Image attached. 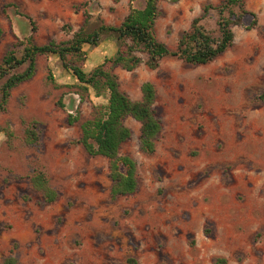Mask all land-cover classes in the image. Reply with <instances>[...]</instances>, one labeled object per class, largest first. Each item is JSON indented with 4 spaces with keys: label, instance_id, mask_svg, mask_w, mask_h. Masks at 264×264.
Masks as SVG:
<instances>
[{
    "label": "rangeland",
    "instance_id": "1",
    "mask_svg": "<svg viewBox=\"0 0 264 264\" xmlns=\"http://www.w3.org/2000/svg\"><path fill=\"white\" fill-rule=\"evenodd\" d=\"M223 1L158 0L156 38L175 49L202 8ZM145 5L0 0V67L9 52L20 58L25 47L68 42L83 26H119L130 7ZM245 7L258 25L234 27L233 45L206 65L167 57L151 70L142 52L132 71L106 65L131 100L142 99L146 82L156 89L154 153L140 149L141 124L124 121L131 138L120 155L136 163L133 194L112 196L109 160L77 143L83 123L106 110L108 91L81 84L56 55L37 56L34 77L6 104L0 91V264H264V0ZM218 19L212 10L202 23L215 31ZM120 48L115 33L85 44L84 71Z\"/></svg>",
    "mask_w": 264,
    "mask_h": 264
},
{
    "label": "trees",
    "instance_id": "2",
    "mask_svg": "<svg viewBox=\"0 0 264 264\" xmlns=\"http://www.w3.org/2000/svg\"><path fill=\"white\" fill-rule=\"evenodd\" d=\"M157 2L158 0H146L143 9L130 7L129 13L119 26L102 24L92 33H84L85 26H83L68 42L51 41L42 46L32 44L25 47L20 58H17L14 52H9L0 67V79L6 78L0 90L2 105L7 103L11 90L34 77L36 58L39 55L58 56L63 67L71 71L81 84L90 86L97 92L103 90L109 92L106 110L102 112L98 109L93 119L83 123L82 136L77 143L81 144L90 155L102 156L109 160L111 194L114 197L133 194L138 188L135 161L129 156L120 155L122 145L131 138V130L124 124L125 119L132 117L141 124L140 149L146 153L155 152L156 139L162 127L154 110L156 100L154 85L150 82L144 83L142 99L131 100L121 91L118 77L111 73L106 65L120 66L124 70L132 71L143 63V60L136 55L138 52L147 55L145 65L151 70H156L160 62L167 57L179 58L188 64L206 65L233 45L234 27L251 30L258 25L257 15L246 9L245 0H224L217 6L206 4L202 8V15L193 19L190 29L182 35L176 48L170 49L155 35ZM212 10L217 11L219 16L215 31L208 30L202 23ZM104 33H115L121 41V48L116 57L108 59L105 65L87 73L82 65L86 55L83 47L85 44L97 45ZM68 55L76 58L75 64L68 62ZM24 64H27V67L19 73H7L4 68L6 66L14 70ZM49 79L53 80L51 72ZM261 97L264 99V95ZM1 104L0 108H2ZM59 105L63 107L61 102ZM69 121L73 123L75 118ZM27 133L30 137L34 135L31 130ZM38 185L41 186V182H38ZM3 264H16V260L8 258ZM217 264H226V260L219 259Z\"/></svg>",
    "mask_w": 264,
    "mask_h": 264
}]
</instances>
